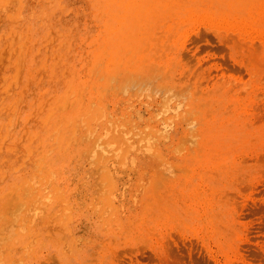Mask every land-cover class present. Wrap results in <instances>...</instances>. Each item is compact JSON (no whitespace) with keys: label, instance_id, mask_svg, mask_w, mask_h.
Wrapping results in <instances>:
<instances>
[{"label":"rangeland","instance_id":"1","mask_svg":"<svg viewBox=\"0 0 264 264\" xmlns=\"http://www.w3.org/2000/svg\"><path fill=\"white\" fill-rule=\"evenodd\" d=\"M209 1L112 62L118 5L0 0V264H264V0Z\"/></svg>","mask_w":264,"mask_h":264},{"label":"bare ground","instance_id":"2","mask_svg":"<svg viewBox=\"0 0 264 264\" xmlns=\"http://www.w3.org/2000/svg\"><path fill=\"white\" fill-rule=\"evenodd\" d=\"M86 1V0H85ZM152 1V0H151ZM174 1V0H173ZM177 0H175V2H176ZM186 1V0H185ZM209 1V0H208ZM225 1V0H224ZM223 1V2H224ZM228 1V0H227ZM238 1V0H237ZM243 1V0H242ZM107 2L109 3V5L112 7H114L115 5L117 6H119L120 7V9H122V11H124V13H122L121 15H120V17H118V12L117 13H114L113 14V16H112V18L114 19V23H118L117 25H114L113 23H108L107 21L105 22V24H106V34H108L107 36H104V39H103V41L104 42H102V44H104V46H105V48L102 50V51H97L96 53H95V57H97V58H100L103 54H104V52L105 51H107L109 48H111V47H113V46H117L118 48L117 49H115V50H108L109 52H111L112 54H111V57H110V59H108V60H111L112 62H114L115 61V56L113 55V54H115V53H117L118 51H120V49L121 48H123V47H129L130 45H129V43H127L126 41H123V40H117V38H119V36L121 35V34H123L124 35V33H125V31L126 30H124V31H122V32H120L121 30H120V28H122V26H126V27H128L130 24H131V21H128L129 19H128V15H132V16H138L140 13H141V6L139 7V8H136L135 7V4H138L137 2H136V0H134V1H130V2H128L127 0H107ZM132 2H135L134 4H132ZM167 2H168V0H167ZM169 2H172V1H169ZM168 2V3H169ZM188 2V1H187ZM201 1H199V3H200ZM247 2V1H246ZM174 2H172L171 4H173ZM182 3V2H181ZM193 3V2H192ZM203 3V2H202ZM209 3H210V1H209ZM208 3V4H209ZM214 3V2H213ZM217 3V2H216ZM225 3V2H224ZM224 3H223V5H224ZM227 3V2H226ZM231 3V2H230ZM239 3H240V5H241V2L239 1ZM183 4H184V2H183ZM215 4V3H214ZM229 4V3H228ZM243 4V3H242ZM249 4V3H248ZM174 5H175V3H174ZM179 5V4H178ZM202 5V4H201ZM230 5V4H229ZM244 5V4H243ZM247 5V4H246ZM262 5V4H261ZM191 6V5H190ZM200 6V5H199ZM204 6V5H203ZM211 6V5H210ZM214 6V5H213ZM248 6V5H247ZM112 7V8H113ZM170 7H171V5H170ZM205 7V6H204ZM226 7V6H225ZM258 7V6H257ZM261 7V6H260ZM167 8H169V7H167ZM224 8V7H223ZM229 8H231V5H230V7L228 6V9ZM246 8V6H244V9ZM203 10V9H202ZM233 10V9H232ZM237 10H238V8H237ZM129 11H132V13H129ZM171 11V10H170ZM196 11H198V10H196ZM236 11V10H235ZM239 11V10H238ZM70 12V11H69ZM167 12V11H166ZM201 12V11H200ZM237 12V11H236ZM255 12V11H254ZM172 13H173V11H172ZM243 13V12H242ZM246 13V12H245ZM253 13V12H252ZM241 14V13H240ZM257 14V13H256ZM159 15V14H158ZM233 15V14H232ZM157 16V15H156ZM200 17V16H199ZM205 17V16H204ZM177 18V17H176ZM182 18V17H181ZM202 18V17H201ZM157 19V18H156ZM262 20V19H261ZM165 21V20H164ZM225 21V20H224ZM157 22H158V20H157ZM169 22V21H168ZM249 22V21H248ZM170 23V22H169ZM174 23H176V22H174ZM189 23V22H188ZM216 23V22H215ZM225 23V22H224ZM230 23V22H229ZM243 23H244V20H243ZM247 23V22H246ZM251 23V22H250ZM256 23V22H255ZM264 23V22H263ZM222 24V23H221ZM248 24V23H247ZM257 24V23H256ZM167 25H169V24H167ZM216 25H218L217 23H216ZM228 25V24H227ZM250 25V24H249ZM175 26H176V24H175ZM213 26H215V25H213ZM99 27V26H98ZM149 27V26H148ZM153 27V26H152ZM181 27V26H180ZM225 27V26H224ZM235 27V26H234ZM247 27H248V25H247ZM175 28V27H174ZM215 28V27H214ZM217 28V27H216ZM242 28V27H241ZM245 28V27H244ZM226 29H228V28H226ZM257 29V28H256ZM28 30H29V28H28ZM229 30V29H228ZM222 31V30H221ZM227 31V30H226ZM231 31H232V29H231ZM250 31V30H249ZM254 31V30H253ZM258 31V30H257ZM262 31H264V30H262ZM77 32V31H76ZM159 32V31H158ZM219 32V31H218ZM224 32V31H223ZM233 32V31H232ZM235 32V31H234ZM233 32V33H234ZM238 32H240V31H238ZM251 32H252V30H251ZM163 33V32H162ZM172 33V32H171ZM237 33V32H236ZM241 33H242V31L240 32V35H241ZM249 33V32H248ZM251 33H249V35H250ZM253 34H254V32H253ZM256 34V33H255ZM264 34V33H263ZM28 35V34H27ZM68 35V34H67ZM164 36V35H163ZM257 36V35H256ZM28 37V36H27ZM150 37V36H149ZM258 37V36H257ZM78 38V37H77ZM170 38V37H169ZM181 38H182V35H181ZM227 38H228V34H227ZM262 38V37H261ZM155 39V38H154ZM224 39V38H223ZM247 39V38H246ZM264 39V38H263ZM227 40V39H226ZM250 40V39H249ZM256 40H257V38H256ZM52 41V40H51ZM252 41V40H251ZM259 42H260V39L258 40ZM25 42V41H24ZM252 42H254V41H252ZM256 43H257V41H255ZM254 42V43H255ZM257 43V45L259 44H261V42L260 43ZM36 43V42H35ZM255 43V44H256ZM56 44V43H55ZM159 44V43H158ZM263 44V43H262ZM22 45H23V43H22ZM254 45V44H253ZM259 45H258V49H261V47L259 48ZM264 45V44H263ZM254 46H256V45H254ZM253 46V47H254ZM261 46V45H260ZM30 47V46H29ZM28 47V48H29ZM254 50H256L255 52H257L258 51V49H257V47H256V49H255V47L253 48ZM29 50V49H28ZM263 50H264V46H263ZM261 51H262V49H261ZM23 52V51H22ZM255 52H253V53H255ZM252 53V54H253ZM58 54V53H57ZM86 57V56H85ZM42 59V58H41ZM252 59H254V58H252ZM19 60V59H18ZM256 60V59H255ZM255 60H253V62H255ZM60 61V60H59ZM258 61H256V63H257ZM60 63V62H59ZM65 63H67V62H65ZM80 63V62H79ZM250 63H251V61H250ZM52 64V63H51ZM89 64H91V63H89ZM256 65V64H255ZM19 67V66H18ZM59 67V66H58ZM96 68V67H95ZM41 69V68H40ZM82 70V69H81ZM32 71H33V69H32ZM31 71V72H32ZM53 71V70H52ZM83 71V70H82ZM93 71V70H92ZM256 71V70H255ZM28 72V71H27ZM48 74V73H47ZM66 74H67V72H66ZM84 74V73H83ZM87 75H89L88 73H86ZM30 75V74H29ZM33 75V74H32ZM46 75V74H45ZM44 75V76H45ZM94 75V74H93ZM69 76V75H68ZM91 76V75H90ZM86 77V76H85ZM92 77V76H91ZM90 77V78H91ZM76 78H77V76H76ZM33 80V79H32ZM42 82V81H41ZM35 86V85H34ZM86 86H87V84H86ZM36 88V87H35ZM21 93V92H20ZM82 93V92H81ZM78 94H80V93H78ZM47 99H49L48 97H47ZM74 99H76V98H74ZM16 100V99H15ZM68 100V99H67ZM240 100V99H239ZM18 101V100H17ZM66 101V100H65ZM16 102V101H15ZM18 103V102H17ZM69 103V102H68ZM20 104V103H19ZM18 104V105H19ZM35 104V103H34ZM71 104H73V102L71 103ZM65 105H66V103H65ZM238 105H239V103H238ZM61 107H63V106H61ZM231 107V106H230ZM238 107H240V106H238ZM74 108H75V106H74ZM35 109H36V107H35ZM13 111V110H12ZM15 111H16V109H15ZM36 111V110H35ZM17 112V111H16ZM15 112V113H16ZM41 112V111H40ZM39 112V113H40ZM234 112L236 113V111L234 110ZM50 114V113H49ZM33 115V114H32ZM52 115V114H51ZM245 115V114H244ZM243 115V116H244ZM34 116V115H33ZM13 117H15V116H13ZM34 117H36V116H34ZM31 118V117H30ZM19 119V118H18ZM30 120V119H29ZM36 120V119H35ZM9 122V121H8ZM11 122V121H10ZM14 122V121H13ZM48 122V121H47ZM46 122V123H47ZM12 124V123H11ZM11 124H9V125H11ZM14 124V123H13ZM2 125V124H1ZM7 125V124H6ZM1 127V126H0ZM3 128V127H2ZM3 130V129H2ZM68 130V129H67ZM14 134V133H13ZM25 134V133H24ZM26 134H27V132H26ZM3 136V135H2ZM10 136V135H9ZM37 136V135H36ZM0 138H1V136H0ZM19 138V137H18ZM4 139V138H3ZM33 141V140H32ZM3 143V142H2ZM7 146V145H6ZM202 147V146H201ZM10 148V147H9ZM4 151V150H3ZM9 151H10V149H9Z\"/></svg>","mask_w":264,"mask_h":264}]
</instances>
